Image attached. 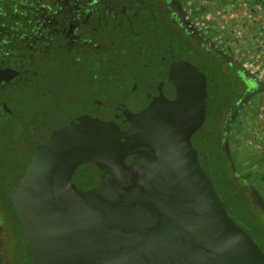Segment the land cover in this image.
<instances>
[{"label": "water", "instance_id": "1", "mask_svg": "<svg viewBox=\"0 0 264 264\" xmlns=\"http://www.w3.org/2000/svg\"><path fill=\"white\" fill-rule=\"evenodd\" d=\"M17 75L0 69V82ZM145 95L139 113L69 123L75 150L60 181L27 191L14 208L27 264H264L191 142L206 115L204 75L169 65Z\"/></svg>", "mask_w": 264, "mask_h": 264}, {"label": "rangeland", "instance_id": "2", "mask_svg": "<svg viewBox=\"0 0 264 264\" xmlns=\"http://www.w3.org/2000/svg\"><path fill=\"white\" fill-rule=\"evenodd\" d=\"M171 4L184 25L199 36L211 52L224 60L220 66L221 72L209 75L206 122L195 138L202 145L207 144L209 138V148L203 145V157L210 163L221 154L220 145H223L226 155L232 161L231 177L237 184H231L227 176L214 181L202 156L201 165L208 173L218 197L225 204L229 217L248 231L264 253V0H171ZM127 47L126 61L131 74L142 69L143 61L138 54L140 49L129 47V44ZM37 68L46 75L39 87H51L53 92L49 100L58 104L63 102L57 97L60 91L64 98L68 96L78 100L88 96L112 101L126 98L132 108L141 100L139 95L130 93V80L128 83L110 82L105 81L104 77H94L89 66L80 63L78 58L70 54L61 55L55 62H38ZM235 72L251 84L246 94H241L242 86L236 80ZM2 90L1 86L0 93ZM2 98L14 108L15 115L5 117L8 124L0 127V212L8 210L2 208L6 204L1 199V188L10 191L9 203H12L23 193L19 186H14L17 180L27 186L34 180L52 184L58 179V163L49 154L37 153L33 147L44 139V132L31 134L27 130V122L42 116L47 124L55 123L59 129L63 116L68 112L53 117L44 108L45 103L38 93L34 92L29 97L28 112L24 113L18 111L21 102L16 96L2 93ZM238 99V104L234 105ZM232 106V110L224 114V110ZM28 169L35 172V176L24 180ZM40 173H44V176L40 177ZM238 183L245 186L251 206L242 197L230 198L229 195L234 186H239ZM2 217L0 213V219ZM8 220L9 223L5 222L7 238L10 236V240L16 237L18 240L11 249L12 262L27 264L29 258L23 235L14 218L11 216Z\"/></svg>", "mask_w": 264, "mask_h": 264}, {"label": "flooded vegetation", "instance_id": "3", "mask_svg": "<svg viewBox=\"0 0 264 264\" xmlns=\"http://www.w3.org/2000/svg\"><path fill=\"white\" fill-rule=\"evenodd\" d=\"M126 2L128 4L122 6L124 11L122 12V8L120 11L122 19H116L114 22L117 24L121 22L125 33H127V27L135 22L133 32L137 34L140 51L144 50V55L143 51H139L140 58L143 61L142 69L130 74L126 61L128 55L127 43L118 44L113 42L109 35H103L98 31L93 32L88 25L92 22L96 23V20H85L80 23L73 15L68 17L66 28H64V42L46 45L44 51L41 52V59L36 60L35 63L55 62L61 55L70 54L78 58L80 63L89 66V71L94 72V77H104L105 81L110 82L122 81L128 83L130 80V93L139 95L140 103L132 108L126 98L114 101L100 100L94 96L79 100L68 96L64 98L63 92L60 91L57 97L63 102L58 104L59 102L49 100L51 91L48 86H45L47 89L40 96L43 103H45L44 108L49 110L53 117L55 114L62 115L66 111L68 112L63 116L59 129L55 127V123L47 124L42 116H38L29 119L27 130L33 135L38 131L44 132V139L35 143L33 147L37 153L49 154L50 158L58 163L59 177L52 184H44L39 180H34L31 185L27 186L22 184L21 180H17L14 186H17V188L19 186L23 190L22 194L36 187H54L60 181L62 176L61 164L71 157L75 150V141L67 128L70 122L80 116H93L101 121H110L117 115L122 114L123 109L131 114L141 112L147 107L146 89L167 78L169 65L178 68L184 62L204 75L208 106L209 75L211 76V73L218 75L219 71L221 72L220 66L222 67L221 64L224 60L218 54L211 52L200 37L194 35L184 25L176 10L173 9L171 0H126ZM69 25L73 26L71 33H68ZM26 57L28 65L34 63L33 52L29 51ZM227 66L230 69V66ZM5 68L10 67L0 66V69ZM16 71L18 75L10 81H1L0 87H3V94L14 95L20 100L21 106L18 111L24 113L28 112L30 107L29 97L33 94L35 75ZM234 75L242 86L241 94H246L250 90L251 84L238 72H235ZM45 79L46 75L44 73L43 76H37L36 78L38 83H43ZM17 88L20 89L19 93ZM2 93H0L1 99ZM239 100L234 105L238 104ZM232 108L233 106L228 107L227 111L230 112ZM0 109L1 119L5 124H8L5 117L15 115L14 108L10 107L6 100H1ZM34 176L35 172L28 169L24 174V180L31 179ZM43 176L44 173L40 175V177ZM7 191L9 190L7 189ZM3 222L4 217L0 219V264H6L7 262L13 264L12 251H8L6 248L7 234ZM13 246L14 243L11 248Z\"/></svg>", "mask_w": 264, "mask_h": 264}, {"label": "trees", "instance_id": "4", "mask_svg": "<svg viewBox=\"0 0 264 264\" xmlns=\"http://www.w3.org/2000/svg\"><path fill=\"white\" fill-rule=\"evenodd\" d=\"M126 4H128L126 0H0V66H9L14 70L23 71L24 73L32 74L33 76L35 75V78L33 79V92L38 93V95L41 96L42 93L46 91L47 87H39V83L36 78L37 76H43V72L37 68V63H35V61L41 59V52L44 51L46 45L49 46L64 42V28H66L68 17L71 15L75 16L80 23L85 20H96V23L92 22L88 25V27L90 26L92 28L93 32L98 31L103 35H109L111 36L113 42L127 43L129 44V47L135 46L138 50L140 49L139 40L137 34H134L133 32L135 22L127 27V33L124 32L121 22L119 24L114 22L116 19H122L120 11L122 6ZM29 51L34 53V63L31 65H28L26 62V56ZM48 88L51 92H53L51 87ZM19 90L20 89L17 88L18 93ZM1 100L4 99L0 98V102ZM225 112H227V109L224 110V114ZM223 115L220 116L221 119ZM205 122L206 118L202 126L191 137V142L194 149L197 151L200 165V157L202 156L204 163L208 167L210 174H212L214 181H219L224 176H227L228 178L230 177L229 182L231 184H237L231 177L232 161L226 155L222 144L220 145L221 154L217 156L216 160L210 163L205 159V157H203V145H208L210 140L207 138V144L202 145V142L195 138V136L201 130ZM220 122L222 125L223 121L221 120ZM5 125V122L0 117V127L3 128ZM206 148L208 149L209 145ZM201 167L203 169L202 165ZM203 170L209 178L208 173L205 169ZM245 192V186L243 184H239L237 188L234 186L233 192L229 196L231 199H240L242 197V199L251 206ZM1 193L3 204H6L4 205L5 208H2L8 209H1L2 212L0 213L4 217L3 224L6 228L5 222L9 223L8 219L12 216L16 221L19 230L23 235V240L27 245L26 238L14 214V207L18 205V198L13 200L12 203H9L10 191H7L5 188H1ZM223 205L228 214L225 204ZM6 229L5 232L7 234L8 232ZM244 231L252 238L248 231ZM9 238H7V250H11L13 243L15 244L18 241L16 237H12L10 240ZM252 240L254 241L253 238ZM27 253L28 258L30 259L28 245Z\"/></svg>", "mask_w": 264, "mask_h": 264}]
</instances>
